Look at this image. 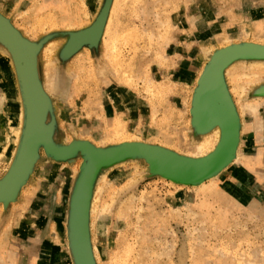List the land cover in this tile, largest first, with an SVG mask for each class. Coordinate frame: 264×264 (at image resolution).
Wrapping results in <instances>:
<instances>
[{"label": "rangeland", "instance_id": "1", "mask_svg": "<svg viewBox=\"0 0 264 264\" xmlns=\"http://www.w3.org/2000/svg\"><path fill=\"white\" fill-rule=\"evenodd\" d=\"M107 6L101 39L67 54L73 34ZM0 15L35 47L37 145L47 97L49 104V146L18 195L0 203V264H77L79 207L90 264H264V0H0ZM234 50L227 67L228 56L215 65L198 114L229 123L226 96L238 132H226L224 148L231 144L218 164L238 137L237 146L204 178H173L167 156L203 160L222 140L219 125L196 121L195 102L212 63ZM25 125L18 64L0 40V181ZM221 152L175 166L201 175Z\"/></svg>", "mask_w": 264, "mask_h": 264}, {"label": "water", "instance_id": "2", "mask_svg": "<svg viewBox=\"0 0 264 264\" xmlns=\"http://www.w3.org/2000/svg\"><path fill=\"white\" fill-rule=\"evenodd\" d=\"M108 17H109V6H107L103 10V12L97 18V20L89 28H86L84 30H81V31L73 34V36L71 37V39H70V41L66 47V53L67 54H74V53L78 52L79 50H81L86 45H91V44L97 43L103 35V32L105 30V26L107 24ZM103 19H104V23H103V28H102L100 34L95 39H93V38L87 39L80 46H78L77 41L81 37L83 38V36L86 35L87 32L91 31L95 27V25L99 24ZM0 20L13 33V35L16 37L15 39L17 40L16 41V40L10 39L8 37H5L0 32V40L3 41L5 44H7V46L9 47V49L11 50V52L13 53V55L17 61L18 68H19V74H20V78H21L22 89H23L24 100H25V107H26V125H25L24 135L22 138V143H21V146L19 149V153H18V156H17V158L14 162V165H13L11 171L9 172V174L3 180L0 181V185H2L4 183H6L8 181V179L13 175V173H14V171H15V169H16V167H17V165H18V163H19V161L23 155L24 149H25L26 144L28 142V137H29L31 129H32V120H33L31 117L32 106L29 102L27 88L25 86V81H24V76H23V67H24L23 57L24 56L22 55V53H25L26 55L29 56L28 59H29V63H30L31 69H32V74H33L35 86L39 90V92H40V88H39L38 83L40 84V82H39V78L36 77L38 75V73H37L36 62H35V47L31 43L26 41L22 37V35L15 28H13L1 15H0ZM75 43H77L76 44L77 47H75ZM27 51H28V53H26ZM238 54H239L238 51L234 50V51H226V52H224L218 56V58L212 63V65L210 66V68L206 72V74L202 80L201 87L199 88L197 98H196V102H195V116H196L197 122H199L201 124H212V123H214V124L219 125L222 128L223 136H222V140H221L219 146L217 147L215 152H213L211 155H209L207 158H205L203 160H198V159L193 160V159L167 156L165 159L166 165H167V172L171 177L176 178V179L181 180V181H190V180H195V179H202L205 176L209 175L212 171L222 168L230 160L231 155L237 146L238 137L236 138V146L230 151L229 158L223 163L216 164V165L210 167L209 169H207L208 171L201 173V175L200 174L199 175L193 174V173L192 174L179 173V171L177 170V168L175 166V164H177V162H181V161H183V162L184 161L199 162V161H204V160H207L209 158H213V157L217 156L222 151V149L224 148V142H225V138H226V135L228 133V130H230L233 126V128L235 127V130L238 132L235 109L233 111L231 104L229 103L224 92H223V94L226 98L227 108L230 111V117H231V120L229 123L226 122L224 115H221V114H216L214 116L209 115V116L205 117V119H202V120L200 119L199 114H198V107H199L200 98L202 97L203 90L205 88V85H206L209 77L211 76V74L213 73V71L216 67L215 65L221 60V58H223L224 56H228L229 60H228L227 65H226V67H227L228 64ZM222 82H223V72H222ZM223 85H224V83H223ZM40 86H41V84H40ZM224 87H225V85H224ZM41 88H42V86H41ZM42 90H43V88H42ZM227 94H228V92H227ZM232 105H233V103H232ZM48 106H49V104H48V97H47V105L45 106V109H44V113H43V117H42L43 119H41V126H42V130L44 131V138H43V140L40 141V143L38 145V150L34 156V158H35V160L33 161L34 163H32L26 177L20 183L17 191H15L13 194H9V195L8 194L7 195H0V203L13 200L18 195L21 187L23 186V184L26 182V180L30 176L31 170L33 169V166L35 165V162H36L37 157L39 155L40 147L42 145L49 146L48 140H47V129H46V125H45ZM233 108H234V106H233ZM42 120H43V122H42ZM73 238H74L75 256H76L77 264H84L83 259L80 255L82 243H84L85 249L87 250V252H89V254L92 257H94L92 250H91V247L89 245V241H88L87 229H86V215H85V211L83 210L82 207L78 208L77 213L75 215L74 237ZM91 261H92V259H91Z\"/></svg>", "mask_w": 264, "mask_h": 264}, {"label": "bare ground", "instance_id": "3", "mask_svg": "<svg viewBox=\"0 0 264 264\" xmlns=\"http://www.w3.org/2000/svg\"><path fill=\"white\" fill-rule=\"evenodd\" d=\"M99 29H100V26L95 28L93 32H91L89 35L85 36L84 40L89 39V37L92 36L93 34H97ZM0 32L5 37H8V38L13 39V40H16L14 38V36L12 35V33L9 30L6 29V27L4 26V24L2 22H0ZM23 61H24L23 76H24V79H25V84H26V88H27L28 98H29L30 104L32 106V111H31V117L33 119L32 120V129H31L30 135L28 137V142H27V145H26L25 150L23 152V156H22L20 165L17 167L15 173L13 174V178L8 180L7 183H5V184L0 186V195L13 194L15 189L18 188L17 186L20 184L21 180L24 178V176L26 175V173L28 172V170L30 168V165H31V163L33 161V153H34L35 149L38 146L37 142H38V140L40 138L39 137L38 122H39L40 108L42 107V104H41V100H40V96L38 94L37 88L35 86V82L33 80L32 70H31L29 62L27 61L25 56L23 57ZM210 80H211V78H210ZM211 82H212V80H211ZM211 104L212 103L210 102V105ZM207 105H209V104H207ZM18 121H19L18 125L12 129L13 130V135L15 136V140L16 141L19 138L20 130H21V122H22V115L21 114H19ZM226 144L227 145L225 146V148L223 149L221 154L217 158H215L213 160V162H211V164L209 163L208 165H212V163H215V164L217 163L218 164V162L221 161L222 158H224L223 156L226 154V152H227V150H228V148H229V146L231 144V140L229 139V142L227 141ZM201 170L202 169H200V168L197 169V171H201ZM83 246H84V244H83ZM83 246H81V253H80L81 257L83 259V263L84 264H90L89 260L87 259L86 255H85V251H84L85 249L83 248Z\"/></svg>", "mask_w": 264, "mask_h": 264}]
</instances>
